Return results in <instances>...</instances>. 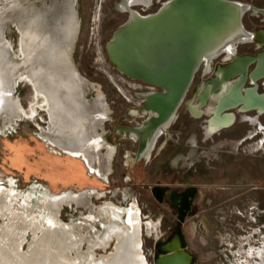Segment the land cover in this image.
<instances>
[{
  "label": "bare ground",
  "instance_id": "obj_1",
  "mask_svg": "<svg viewBox=\"0 0 264 264\" xmlns=\"http://www.w3.org/2000/svg\"><path fill=\"white\" fill-rule=\"evenodd\" d=\"M153 1L123 3L121 11L129 10L131 16L106 45L110 61L122 75L161 90L140 96L145 101L143 113L151 115L142 126L124 128L130 138L140 140L141 150L156 134L146 160L169 134V122L201 64L204 62L206 74L214 58L230 59L239 45L252 40L243 24L249 4L169 0L149 16L134 11L135 7L150 8ZM255 11L264 14V10ZM98 18L97 10L94 24ZM9 24L19 32L17 51L7 37ZM79 32L74 0H0V119L10 128L20 120L33 121L44 111L48 127L37 124L40 137L66 153L82 157L107 180L117 153L104 130L110 109L102 88L85 79L73 62ZM254 60L247 55L236 56L207 82L200 99L203 103L214 101L215 107L210 104L204 108L201 102L195 108L196 118L209 114L203 126L206 140L233 127L238 118L254 127L259 123L258 116L246 111L258 108L262 114L264 97L244 94L248 66ZM237 77L236 83L232 81ZM20 83L32 91L27 108L16 94ZM91 92L96 96L88 99ZM230 109L236 111H227ZM131 115L140 114L132 110ZM259 129L263 130V125ZM103 195L94 191L35 197L31 192L15 190L13 184L0 187V264H149L143 250L144 226L150 235L157 232L158 226L151 221L145 223L138 206L95 204L94 200ZM64 207L83 208L89 214L83 220L66 223L60 217ZM111 244V252L98 253ZM253 255L260 259L257 264H264V244L257 250L251 248L248 256ZM239 264L254 263L245 259Z\"/></svg>",
  "mask_w": 264,
  "mask_h": 264
},
{
  "label": "rangeland",
  "instance_id": "obj_2",
  "mask_svg": "<svg viewBox=\"0 0 264 264\" xmlns=\"http://www.w3.org/2000/svg\"><path fill=\"white\" fill-rule=\"evenodd\" d=\"M74 1L80 20V32L72 59L82 76L100 86L106 96L110 118L104 130L110 144L117 147L112 160V173L106 180L98 169H91L82 157L66 153L41 138L37 124L46 128L48 121L45 112L40 111L37 120H20L10 128L0 119V187L9 188L13 184L15 190L31 192L35 197L96 191L104 195L94 200L95 204L113 202L126 208L138 206L144 222L151 221L158 226L157 232L152 235L144 226L143 250L149 264L152 263L155 241L171 224L175 215L167 203L161 202L153 194V190L157 187L163 189V192L164 188L180 191L191 187L200 189L202 193L195 197L194 204L202 207L200 210L203 212L199 218L188 220L184 232L191 249L206 253V257L198 258V263L211 260L212 255L209 253L216 250L215 242L218 238L219 242L225 238L224 241L229 243L227 223L230 216L243 223L251 212L250 207L264 206V129H259L261 125L264 128V116L255 127L238 118L233 127L206 140L201 126L206 125L209 114L202 119H195V108L202 102L201 86L215 75L219 64H224L222 58L217 57L210 74L205 75L203 68L197 72L185 102L178 111L179 121L160 140L158 150L152 153L150 160L137 161L134 156L137 142L126 134H117L116 127L142 122L143 118L133 117L131 112L141 103L135 93L142 91L138 85L143 84L122 75L106 52L107 42L114 32L128 21V13L121 11L125 0ZM159 1L163 4L169 0H156L155 6L149 11H143L142 7H135L134 10L142 15L156 12L162 6ZM231 1L264 8V0ZM97 10L99 18L97 24H94ZM243 23L248 31L264 27L262 20L250 13L245 15ZM7 37L12 40L14 50L17 51L19 32L11 24L8 25ZM238 50L239 55L258 51L255 44H241ZM16 94L23 106L29 107L33 99L31 88L20 83ZM94 96L96 92H91L87 98L92 99ZM210 104L212 108L215 107V102L208 99L201 106L206 108ZM88 214L83 208L64 207L60 217L68 223L83 220L82 217ZM95 227L101 228L96 223ZM237 241L244 242L243 239ZM251 248L257 250L260 247L251 246L245 253L239 251V254L231 257L233 264H239L245 259L257 264L259 257L248 256ZM113 249L111 244L105 252L98 253L111 252Z\"/></svg>",
  "mask_w": 264,
  "mask_h": 264
},
{
  "label": "flooded vegetation",
  "instance_id": "obj_3",
  "mask_svg": "<svg viewBox=\"0 0 264 264\" xmlns=\"http://www.w3.org/2000/svg\"><path fill=\"white\" fill-rule=\"evenodd\" d=\"M127 1L128 0H125L126 4L128 5ZM155 1L156 0L153 1V4L150 8H146V9L143 8V11L152 10L153 7L155 6ZM159 3L162 4L161 1H159ZM255 9L264 10L263 7L251 6V8L248 9L246 14L250 13L252 16H254L258 19H261L263 24H264V14L256 12ZM134 11L139 13L141 16H149V15H152V14L157 12L156 11L153 13H148L146 15H142L140 12H138L136 10H134ZM127 13H128V17L130 18L131 11L127 10ZM245 15L243 16V19H244ZM129 18H128V20H129ZM244 26H245V24H244ZM249 32L252 34V40L246 44H255L258 51L254 54L239 55V50L237 47L236 53L230 59H225L224 56H218V57L222 58L221 61H223L224 64H219L215 69V75L212 77H209L203 83V85L201 86L202 92H203L207 82L210 79L218 76V69L220 67L221 68L225 67L227 64L232 62L236 56L247 55V56L253 57L255 60L253 62H251L248 66V72H247V76H246L245 84H244V87L246 88L244 94H245V96H246V93H249V94H254L257 97H264V89H262V88H264V72H263L264 71V27H261L257 30H254V31L251 30ZM216 58H214L210 62L211 68H210V71H208L206 74H205V68H203L205 66L204 62L201 64L198 71L201 68H203L204 69L203 73L205 75L210 74L213 70V64H214ZM237 79H238V77L234 78L232 81H235V83H236ZM194 80H195V78H194ZM133 81H136V80H133ZM136 82H140L143 85H138V87L141 88L142 91L140 93L139 92L135 93L136 98L141 100V103H139L138 107L134 110H137L139 112V114H140L139 118H143V120L141 123H139L137 125H132V126L118 125L116 127L117 134H126L129 137H130V134L125 132V130H124L125 127L139 128L142 126L143 122L151 116L148 113H143L142 109H143L145 101L140 96L161 91L160 89H158L152 85L146 84L145 82H142V81H136ZM210 87H211V85H210ZM197 101H198V103H200V99H198ZM184 102H185V99H184L183 103L181 104V106L184 104ZM180 107H179V109H180ZM179 109L175 113L176 118L174 119V117H175V115H174L173 119L169 122V123H171L169 126V129L172 128L173 125H176L178 123L179 118H180L179 114H178ZM227 111H236V109H230ZM227 111H225V112H227ZM259 111L260 110L258 108H255V109H252V110L246 111V112L249 113L250 115H253L254 117L258 116V121H260V118L262 116H264V115H262V114H264V112L259 115ZM237 115L239 116V113ZM205 116H206V114H205ZM203 117H204V114L201 115V117L199 119H202ZM195 119H197V118H195ZM237 120L238 119H236L233 124H235L237 122ZM256 126H258V125H256ZM201 127L203 128V126H201ZM155 136H156V134H155ZM153 138L149 139L147 141V144H146L147 146H145L142 150L140 149V140L137 139V141H136L133 139L134 141L137 142V145H138L137 151L134 154L135 159L137 161L146 160V158H147L146 155H147V152L150 150L151 142H152ZM201 193H202V190L194 188V187L185 189L184 191L173 190V189L170 190L168 188H164V192H163L162 196L161 195L159 196V199H161L160 200L161 202L167 203L175 215L173 216L174 219L171 221V224L166 228V230L159 236V238L154 243V246L152 249V263L151 264H199L198 258L204 257V256L206 257V253H204L198 249H194V248L191 249V247L188 244L185 232H184V228L186 227L188 220L193 218V217L199 218L201 216L200 213L203 212L202 209L200 210V208H202V207L196 206L194 204L195 197L197 195H200ZM263 207L264 206H262V205L250 207L249 210L251 212H249L250 214L247 216L246 220L243 223H241L237 219H232V217L234 218V216H230V219L228 221L229 223H227V225L229 226V231H230L228 234V238H227V241H229V243L224 241L225 238L223 241L219 242V238H218V241L215 242L216 250L209 253L212 255L211 260H209V259L204 260L202 264H226V263L227 264H233L231 257H234L235 254H239V251H243L245 253L246 250H248L251 246H255L257 248L261 247V245L263 244V240H264V210H262ZM216 232L220 233L219 230H217ZM240 239H243L244 242L240 243L237 241ZM225 245L227 247H225Z\"/></svg>",
  "mask_w": 264,
  "mask_h": 264
},
{
  "label": "water",
  "instance_id": "obj_4",
  "mask_svg": "<svg viewBox=\"0 0 264 264\" xmlns=\"http://www.w3.org/2000/svg\"><path fill=\"white\" fill-rule=\"evenodd\" d=\"M106 47H107V46H106ZM109 55H110V54H109ZM153 194L159 198V196H160V195L162 196V194H163V189L157 187V188H155V189L153 190ZM159 200H161V199H159Z\"/></svg>",
  "mask_w": 264,
  "mask_h": 264
}]
</instances>
